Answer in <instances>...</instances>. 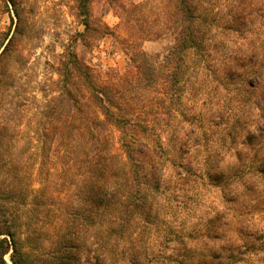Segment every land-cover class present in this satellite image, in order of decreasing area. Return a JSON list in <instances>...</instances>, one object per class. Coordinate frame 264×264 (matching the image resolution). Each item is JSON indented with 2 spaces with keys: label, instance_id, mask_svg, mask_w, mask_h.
Returning <instances> with one entry per match:
<instances>
[{
  "label": "trees",
  "instance_id": "trees-1",
  "mask_svg": "<svg viewBox=\"0 0 264 264\" xmlns=\"http://www.w3.org/2000/svg\"><path fill=\"white\" fill-rule=\"evenodd\" d=\"M3 1L16 23L0 33V264H91L93 246V264H264V0H106L117 28L75 0L83 29L38 114V186L2 113L29 37ZM107 35L123 72L77 49Z\"/></svg>",
  "mask_w": 264,
  "mask_h": 264
},
{
  "label": "rangeland",
  "instance_id": "rangeland-1",
  "mask_svg": "<svg viewBox=\"0 0 264 264\" xmlns=\"http://www.w3.org/2000/svg\"><path fill=\"white\" fill-rule=\"evenodd\" d=\"M18 1L27 19L29 37L22 42L23 54L17 60L20 73L15 79V87L2 103V113L10 119V124L16 131L15 154L32 175L34 185L38 186L37 169L40 158L37 155L39 144L36 129L41 126L38 114L46 109L48 100L56 95L53 82L58 76L54 68L62 58L66 46L71 43V36L82 30L83 26L77 16L75 0ZM91 11L94 17H101L111 27L117 28L119 18L114 15L106 0H93ZM15 23L16 16L12 6L9 4L7 7L5 2L0 0V33L5 35L10 32L11 35ZM2 39L3 36L0 35V42ZM165 45V40L147 41L143 48L148 53H155ZM76 46L81 56L103 74L123 72L126 69L127 55L114 45L111 35L105 36L91 50H84L80 43ZM212 98L213 96H209V100ZM206 202L203 201L197 210L192 211V220L206 209ZM94 248L95 246L89 256L85 255L91 264L95 263L98 255ZM6 258L8 259V256ZM106 262L110 264L111 258ZM256 263L261 264V261L257 260ZM158 264L173 263L172 259H168V262L163 260Z\"/></svg>",
  "mask_w": 264,
  "mask_h": 264
}]
</instances>
